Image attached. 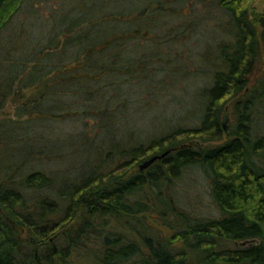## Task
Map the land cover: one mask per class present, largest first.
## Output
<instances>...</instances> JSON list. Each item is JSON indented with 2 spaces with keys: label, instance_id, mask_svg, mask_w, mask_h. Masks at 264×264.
I'll return each instance as SVG.
<instances>
[{
  "label": "trees",
  "instance_id": "1",
  "mask_svg": "<svg viewBox=\"0 0 264 264\" xmlns=\"http://www.w3.org/2000/svg\"><path fill=\"white\" fill-rule=\"evenodd\" d=\"M32 1L0 0V31ZM60 3L49 31L40 21L34 33V21L0 43V107L12 100L15 114L0 117V264H264V133L255 128L264 120V11L251 13L248 0ZM185 5L190 23L174 24ZM161 26L169 44L198 41L191 56L204 82L192 112L179 114L195 122L129 142L115 135L129 117H112L132 92L156 86L159 68L142 74L136 47L157 42ZM183 30L191 35L177 37ZM95 115L101 143H63L32 126ZM149 150L167 152L138 167ZM67 154L81 159L74 175L44 167ZM191 166L209 178L216 214L194 216L178 201L176 179Z\"/></svg>",
  "mask_w": 264,
  "mask_h": 264
},
{
  "label": "rangeland",
  "instance_id": "2",
  "mask_svg": "<svg viewBox=\"0 0 264 264\" xmlns=\"http://www.w3.org/2000/svg\"><path fill=\"white\" fill-rule=\"evenodd\" d=\"M35 3H37V6L39 7V12L43 13V16L46 17V21L42 19L36 20L35 14L33 13L34 11L31 8V4ZM31 4H28L27 2L22 11V15L7 25L3 31H0V43L10 42V40L15 37L16 39H20L21 37L17 38L18 30L20 29L23 34L24 32L27 34L29 26H34V24H31L32 22L34 23V21H36L34 33H37L42 28L48 30L54 20V18L50 16L54 12L53 6H61L60 0H33ZM248 4L251 13L264 11V0H248ZM181 10L182 16L174 17V21H180L173 23L178 25L180 23L187 24L188 22L189 24L190 21L188 20L192 17L190 8L185 5ZM205 13H208V11L202 7H198L197 14L201 16V18L204 17L203 15ZM179 17H185L186 21H181ZM40 21H42L43 26L39 29L37 24ZM158 30L161 35L163 31H165V33L161 38L159 37V40L157 39V42H147L143 43L142 47H136L138 53H140L137 55V59L139 62L138 67H140L142 74L145 70L151 71L153 68H159L156 69V72L160 71L159 75L157 74L158 79L153 81L156 86L150 87V90L145 88L137 89L134 93L132 92L128 97L129 101L125 104V107H122L118 112H114L115 115L112 117L113 120L115 116L121 117L126 115L129 117L124 123L126 126L121 127L118 130V133L115 134L118 138L130 135L129 142H148L151 138H154L167 130L174 122H176L175 124H179V120L181 123L184 122L186 124L195 122V115L193 113L191 114V118L189 119L188 117L185 121L181 119L179 114L183 112L184 115V112H188L189 115L190 111L192 112V102L195 99L194 97H196L193 92L198 90L199 86L204 82L202 74H195L194 65H196L197 62L194 63L193 60L195 55L193 57L191 56L196 54L193 51V46H196L198 41L194 39V34L193 36H190V31L186 32L183 30L182 33L176 34V36L184 38L190 36L191 42L189 44L191 45H184V47H181L180 45L182 44L179 42L169 44L166 42L167 38L165 36L167 27L161 26ZM35 36L36 35H33L34 41H38ZM47 38L48 36L46 35L43 39H40L38 43H43L42 41H46ZM22 41L24 43L25 39L22 38ZM133 42L136 44L135 41ZM18 53H20L18 48H14V50L11 51L13 56H15V54L18 55ZM132 57L134 58L135 56L133 55ZM187 64H189V66H187ZM182 67L184 69L186 68L185 71H182ZM13 102L14 101L8 99L6 104L3 107H0V117H6L7 115L15 116L13 112ZM255 116L260 117L259 115ZM228 117H230V115ZM228 120H225V122H228ZM17 121L20 123L23 122L20 121V119H17ZM97 122L99 123V118L96 115L89 118L67 116L66 118L55 119L53 121L47 120L43 122L41 126L34 121L32 126L34 130L41 128L45 134H48L51 137L59 136L63 143H68L67 139H76L78 141L81 136L85 135H87L89 139H93L94 142L97 141L98 143H101L103 140L98 139L100 137L98 134H102V132L99 133L100 131ZM106 124L109 125V122L106 121ZM255 128L257 129V132L263 131L260 133H264V120L258 122ZM191 137L198 139L196 135H191ZM33 143L35 145L37 144L38 147H44L43 141L39 142L34 140ZM79 143L78 145L80 146ZM203 143L208 144V142ZM87 151V153L85 151L84 153H81L85 156H89L90 152L89 150ZM153 153L156 152H153V150H149L148 152V154ZM92 155L93 153H91V156ZM77 158L78 157L67 154L64 156V159L61 160L58 156L48 163L44 162L46 163L44 164V167L48 168L53 165L55 166V164H60V167H62L64 164L69 169V174H73L77 170L71 168V166L80 165V162L78 161H81V159ZM140 162L141 161L138 163ZM110 163H115V161H111ZM55 169L56 166L53 170ZM132 169H135V167ZM176 184L177 194L179 195L177 198L178 201L187 206L194 216L216 214V205L211 196L209 178L198 166H191V168L189 167L186 169L183 174L176 179ZM73 221L74 220H72L70 224ZM20 233L24 235V229H21Z\"/></svg>",
  "mask_w": 264,
  "mask_h": 264
},
{
  "label": "water",
  "instance_id": "3",
  "mask_svg": "<svg viewBox=\"0 0 264 264\" xmlns=\"http://www.w3.org/2000/svg\"><path fill=\"white\" fill-rule=\"evenodd\" d=\"M167 152V150H164L162 152H158V153H153L151 155H149L147 158H145L144 160H142L140 163H139V167H145L147 166L148 164H150L154 159H156L157 157H160L162 156L163 154H165ZM241 242H245V240H241Z\"/></svg>",
  "mask_w": 264,
  "mask_h": 264
}]
</instances>
